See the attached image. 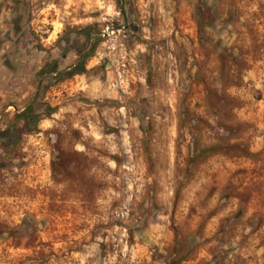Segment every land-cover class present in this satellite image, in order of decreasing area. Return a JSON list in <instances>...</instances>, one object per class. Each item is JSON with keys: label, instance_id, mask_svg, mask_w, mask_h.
Listing matches in <instances>:
<instances>
[{"label": "rangeland", "instance_id": "obj_1", "mask_svg": "<svg viewBox=\"0 0 264 264\" xmlns=\"http://www.w3.org/2000/svg\"><path fill=\"white\" fill-rule=\"evenodd\" d=\"M0 264H264V0H0Z\"/></svg>", "mask_w": 264, "mask_h": 264}, {"label": "trees", "instance_id": "obj_2", "mask_svg": "<svg viewBox=\"0 0 264 264\" xmlns=\"http://www.w3.org/2000/svg\"><path fill=\"white\" fill-rule=\"evenodd\" d=\"M99 39L98 40H96L93 44H92V46L90 47V50L84 55V57H83V62L88 58V57H90V56H92V54L94 53V51H95V49L97 48V46H98V44H99ZM71 71H73L72 73H80V72H83L84 71V68L82 67V68H73Z\"/></svg>", "mask_w": 264, "mask_h": 264}, {"label": "flooded vegetation", "instance_id": "obj_3", "mask_svg": "<svg viewBox=\"0 0 264 264\" xmlns=\"http://www.w3.org/2000/svg\"><path fill=\"white\" fill-rule=\"evenodd\" d=\"M73 68H75V66H70V67L68 68V71L72 70Z\"/></svg>", "mask_w": 264, "mask_h": 264}, {"label": "water", "instance_id": "obj_4", "mask_svg": "<svg viewBox=\"0 0 264 264\" xmlns=\"http://www.w3.org/2000/svg\"><path fill=\"white\" fill-rule=\"evenodd\" d=\"M115 29H118V28H115Z\"/></svg>", "mask_w": 264, "mask_h": 264}]
</instances>
